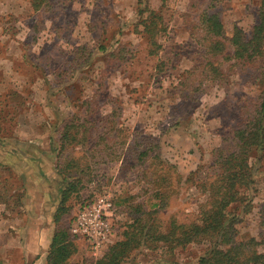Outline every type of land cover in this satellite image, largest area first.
I'll use <instances>...</instances> for the list:
<instances>
[{
	"label": "rangeland",
	"instance_id": "rangeland-1",
	"mask_svg": "<svg viewBox=\"0 0 264 264\" xmlns=\"http://www.w3.org/2000/svg\"><path fill=\"white\" fill-rule=\"evenodd\" d=\"M29 4L0 0V264H24L16 243L23 240L25 206L42 201L41 177L31 176L36 169L6 167L14 145L36 146L38 159L55 162L59 198L75 184L61 223L53 221L55 195L53 213L39 225L46 219L56 229L66 227L97 197L112 204L109 241L94 252L72 237L76 251L66 264H95L135 218L161 231L172 221L197 220L220 173L212 151L233 148V131L264 73V49L247 68L233 64L230 48L207 53L198 17L203 10L216 14L228 37L234 27L248 34L260 21L262 0H49L41 12ZM145 7L161 17L159 48L143 33L138 11ZM81 46L91 57L73 68ZM66 124L71 136L63 147L59 135ZM248 161L253 182L228 211L236 216V240L255 238L262 252L264 150ZM25 190L36 198L27 200ZM207 247L206 241L178 248L148 242L125 264H196Z\"/></svg>",
	"mask_w": 264,
	"mask_h": 264
},
{
	"label": "trees",
	"instance_id": "trees-1",
	"mask_svg": "<svg viewBox=\"0 0 264 264\" xmlns=\"http://www.w3.org/2000/svg\"><path fill=\"white\" fill-rule=\"evenodd\" d=\"M48 2L49 0H30L29 5L32 10L40 11L48 7ZM138 13L143 20V33L148 45L159 48L156 46V37L162 31V26L158 28L161 17L148 7L139 9ZM197 25L208 38L205 49L211 56L223 54L230 48L229 57L234 60L233 64L247 68L263 55L264 0L260 8V21L248 34L241 28L234 27L231 35L226 36L218 16L207 13L206 10L200 13ZM99 50L103 48L99 47ZM155 53L149 51V54ZM91 54V49L85 46L79 47L75 53L77 58L73 60L76 62L73 68L86 65ZM108 57L111 59L113 54H109ZM208 65L210 73L219 75L217 66L212 63ZM258 84L260 92L255 99H248L250 104L243 112L240 127L233 131V148L229 152L219 148L212 151L213 162L218 166L220 173L207 190V200L205 205L201 206L197 220L189 223L172 221L167 231H161L155 223H148L141 217L135 218L122 232V239L110 245L95 264H125L134 250L148 242H160L178 248L202 241H206L208 247L196 264H264V251L260 252L257 249L259 241L255 238L246 241L236 240V216L228 211L229 205L239 201L241 190L246 189L253 182V172L248 161L250 156L264 150V73ZM70 128L71 125L66 124L61 129L59 143L63 147L71 136ZM75 182H79V179ZM74 191L73 183L68 189L61 190L62 195L53 215L55 224H60L62 216L67 214L68 208L65 207V202L68 194ZM73 220L74 218L66 227L59 226L55 230L49 244L46 264H66L70 256L75 253L76 246L69 233V226Z\"/></svg>",
	"mask_w": 264,
	"mask_h": 264
},
{
	"label": "crops",
	"instance_id": "crops-1",
	"mask_svg": "<svg viewBox=\"0 0 264 264\" xmlns=\"http://www.w3.org/2000/svg\"><path fill=\"white\" fill-rule=\"evenodd\" d=\"M94 55V54H93ZM9 144V143H8ZM14 145V144H13ZM5 145L1 146L0 149L4 148ZM9 147V146H8ZM12 147V146H11ZM20 146L14 145L12 147L11 152H6L5 156H7L6 167L13 169H25V168H34L36 172L32 173L31 176L40 175V193L37 194L38 198L41 199V205L36 208L35 205L31 204L29 206V202L25 206V221L26 224L23 225L22 232H24L22 242L17 241L18 248H22L21 256L23 258L24 264H46V256L49 249V244L51 242V238L56 230L55 225L45 221L40 224V217L46 216L53 213L54 205L51 203V200L55 198L57 195L56 188V180L55 177V162L51 165V161L44 160V157L38 159L34 154L39 152L38 147L34 146H24V149ZM41 150H49V147H45V149ZM21 152L22 154H19ZM24 160L25 163L18 164V160ZM27 161L29 162L28 165ZM43 176V177H42ZM27 188V186H25ZM28 190V188H27ZM27 190H25V196L27 200L36 198L34 195L28 197ZM33 194L34 191H30ZM59 198V197H58ZM45 204V205H44ZM39 217V218H38ZM44 218V217H43ZM16 224V221H14ZM13 223V224H14ZM15 228H20L19 225H15ZM44 237V238H43Z\"/></svg>",
	"mask_w": 264,
	"mask_h": 264
},
{
	"label": "built area",
	"instance_id": "built-area-1",
	"mask_svg": "<svg viewBox=\"0 0 264 264\" xmlns=\"http://www.w3.org/2000/svg\"><path fill=\"white\" fill-rule=\"evenodd\" d=\"M112 211V204L107 198L97 197L76 214L69 226L71 237L84 239L94 252H98L111 237Z\"/></svg>",
	"mask_w": 264,
	"mask_h": 264
}]
</instances>
